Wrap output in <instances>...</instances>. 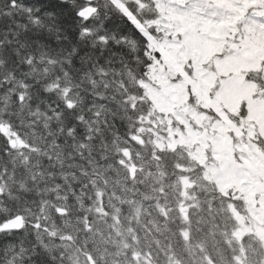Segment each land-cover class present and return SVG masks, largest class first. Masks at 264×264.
Listing matches in <instances>:
<instances>
[{
  "label": "snow or ice",
  "instance_id": "6c2138e0",
  "mask_svg": "<svg viewBox=\"0 0 264 264\" xmlns=\"http://www.w3.org/2000/svg\"><path fill=\"white\" fill-rule=\"evenodd\" d=\"M0 264H264V0H0Z\"/></svg>",
  "mask_w": 264,
  "mask_h": 264
}]
</instances>
